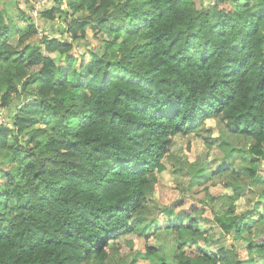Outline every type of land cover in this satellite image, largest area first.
Segmentation results:
<instances>
[{
	"label": "trees",
	"instance_id": "16d2710c",
	"mask_svg": "<svg viewBox=\"0 0 264 264\" xmlns=\"http://www.w3.org/2000/svg\"><path fill=\"white\" fill-rule=\"evenodd\" d=\"M15 1L39 0L0 8V264H264V170L245 165L264 159V0H56L39 19ZM102 33L116 42L75 56ZM169 173L223 181L233 210L162 205ZM211 224L229 248H204Z\"/></svg>",
	"mask_w": 264,
	"mask_h": 264
},
{
	"label": "rangeland",
	"instance_id": "374dc122",
	"mask_svg": "<svg viewBox=\"0 0 264 264\" xmlns=\"http://www.w3.org/2000/svg\"><path fill=\"white\" fill-rule=\"evenodd\" d=\"M34 2V0H32ZM9 0H0V8L3 9L4 5H8ZM20 2L15 1V5L18 7V11H23V13L26 15L25 18H30V14L33 13L34 17L38 18L40 17V12L37 9H34L33 11L27 7H22ZM40 3H44V5L48 6L50 4H56V0H39L38 2L34 3L33 5L36 7L40 6ZM25 4V3H24ZM28 2L27 5L28 6ZM197 7L199 9L207 6V4H210V7L214 4V0H196ZM32 5V3L30 4ZM67 6V0L64 4H61V9H66L69 16H72L73 12L70 10V8ZM29 7V6H28ZM16 11V12H18ZM29 11H32L29 13ZM88 14H85L83 11L75 15L74 20L76 19H82ZM67 14L64 13L61 18L57 17L56 19V27L53 31H46L43 28H41V34L39 36L47 35V36H61L62 31L65 32L66 26L70 22V20L66 21ZM40 21V20H39ZM28 23L23 21H19L17 28L23 27L27 28ZM19 26V27H18ZM59 34V35H58ZM65 35V34H64ZM66 36V35H65ZM36 38L32 40H36ZM18 40L17 34H14L12 36V41L16 43ZM116 34L113 33L112 35H108L106 33L99 34L97 36L89 35L85 40H81L79 43L75 44V51L74 54L76 57L82 56L88 49L93 50V52L97 51L101 54V52L104 51L106 44L109 42H116ZM122 42L116 43V48H120L122 45ZM121 45V46H120ZM56 56H54L55 58ZM27 104L29 105H35V100L30 99ZM2 112V111H1ZM7 119H4V117L0 116V122H3L7 125L8 129H12V125L6 121ZM218 123L217 121H215ZM231 143L242 145L244 142L242 141L239 143L238 140L234 138L229 139ZM189 142L184 143L185 148L188 147ZM189 158L191 161H194L197 158V152L195 149V146L191 145V148L187 151ZM220 157V153L217 152L215 155L212 156V158L215 160V162H218ZM245 165L252 168L255 167L260 171L264 170V159L259 160H253L248 159L245 162ZM7 168V166H5ZM223 181H216L214 183H209L207 186V189H204V187H201V190L198 188H194L190 186L189 179L182 178L178 173L172 174L169 173L168 175L163 176L160 178V199L161 204L165 206H171V205H179L182 203L180 209H184L187 212L193 208H196L198 210H203L204 217H209L211 219H214L216 215H222L226 212H230L233 210L232 202L225 196L224 189H223ZM246 200L242 198L239 204V209H243L248 204L247 201L252 198V196L249 194V191L245 194ZM245 200V202H244ZM237 209V208H236ZM235 209V210H236ZM164 223L161 226V229L159 231H164ZM210 226V225H209ZM222 233H220L219 226L211 224V227L209 229V233L207 234L211 239L204 245V248L211 253H214L218 250L219 247L223 246L225 248H229L230 243L232 242L229 237L226 239H222L221 236ZM135 236H126L125 238L120 239L119 241L115 242L114 247L119 250H123L125 254L127 255L130 253V247L127 245V242L134 240ZM158 244L162 246L163 250L167 252L168 255H170L171 251L176 247L177 242L175 240V237L167 232H162L161 237L158 241H153L151 244L152 246L155 244ZM150 244V245H151ZM202 244V242H201ZM238 250L240 251L241 255L243 256V246L244 244H237ZM119 255V254H118ZM122 255V254H121ZM118 258V257H115ZM115 264V263H114Z\"/></svg>",
	"mask_w": 264,
	"mask_h": 264
},
{
	"label": "built area",
	"instance_id": "2783aa9c",
	"mask_svg": "<svg viewBox=\"0 0 264 264\" xmlns=\"http://www.w3.org/2000/svg\"><path fill=\"white\" fill-rule=\"evenodd\" d=\"M42 6H45L44 3H40V6L36 7V9L39 11V9H40ZM39 12H40V11H39Z\"/></svg>",
	"mask_w": 264,
	"mask_h": 264
},
{
	"label": "crops",
	"instance_id": "0c3cea01",
	"mask_svg": "<svg viewBox=\"0 0 264 264\" xmlns=\"http://www.w3.org/2000/svg\"><path fill=\"white\" fill-rule=\"evenodd\" d=\"M17 7V6H16ZM24 7V6H23Z\"/></svg>",
	"mask_w": 264,
	"mask_h": 264
}]
</instances>
